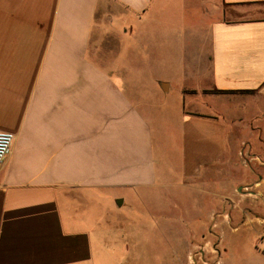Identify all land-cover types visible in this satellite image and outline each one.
<instances>
[{"label":"crops","instance_id":"obj_1","mask_svg":"<svg viewBox=\"0 0 264 264\" xmlns=\"http://www.w3.org/2000/svg\"><path fill=\"white\" fill-rule=\"evenodd\" d=\"M190 1L184 31L172 0H0V264L144 259L112 219L180 227L188 190L264 263V0ZM174 82L178 104L149 101Z\"/></svg>","mask_w":264,"mask_h":264},{"label":"rangeland","instance_id":"obj_2","mask_svg":"<svg viewBox=\"0 0 264 264\" xmlns=\"http://www.w3.org/2000/svg\"><path fill=\"white\" fill-rule=\"evenodd\" d=\"M172 2L174 6H182L183 17L181 18V27L184 31V28L193 30L196 28L200 29V27L203 26L204 22L201 17V10L198 6L203 4L202 1H200L201 4L190 0H172ZM217 15V12L213 11L212 19L216 21ZM134 49L129 51L130 54H128V59L140 57L141 52ZM178 98L179 83L174 82L173 88L169 94L151 96L149 97V101H162L168 105L171 104V106H174L175 103H179ZM255 134H253L254 136H246L245 138L248 149L252 148L254 144L259 145V133L257 132V134ZM243 151L246 153L245 150ZM241 170L242 169L239 171L241 174L243 172L245 174L247 171L243 170L242 172ZM231 183L234 184L235 180ZM200 198L204 199L206 197H202L200 194L192 195L189 190L183 192L180 227L170 226L163 221H157L158 218L155 219V217H150V219H146L142 222L144 224L139 223V226L137 225L135 227V233H133L127 228L126 215L128 213L126 211L120 213L123 216V218L119 220L122 224H119V221H117L118 219L114 217L111 223L113 224L112 227L118 224V227L115 229L116 232L114 233L117 236V244L123 247L130 245L131 236L136 237V233L143 231V235L141 236H143L145 240L143 245L147 255L144 259H133L130 256L119 254V264H203V261H208L209 264H218V259L223 261V264H264L261 258L252 255L250 252V242L254 239L252 233H247L243 236L241 234L234 235L230 232L229 228H227L226 224L219 227V230H213V234L215 236L222 234V243H224V247H229L231 252L228 251L229 253L224 254V248L220 246L221 248L217 247V249H219L218 254L215 256L208 254L209 256L206 257L207 253L205 254V252H202L203 248L207 246L208 243H212L213 248L218 245V242H216L217 240L214 239L216 237L213 236L211 232L215 219V217L212 216V211L216 213L217 209H220L221 206L216 204L217 201L215 199V203L212 206L209 204V206L205 207L198 202ZM161 212L162 211L159 210H153L151 213L158 215ZM215 223L217 224L218 222ZM174 229H176L177 232H174ZM240 235L242 238L245 237V239L240 240ZM244 241L245 243H243ZM204 256L206 259H203Z\"/></svg>","mask_w":264,"mask_h":264},{"label":"built area","instance_id":"obj_3","mask_svg":"<svg viewBox=\"0 0 264 264\" xmlns=\"http://www.w3.org/2000/svg\"><path fill=\"white\" fill-rule=\"evenodd\" d=\"M16 135L11 132L0 131V168L10 155Z\"/></svg>","mask_w":264,"mask_h":264}]
</instances>
